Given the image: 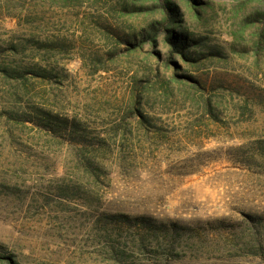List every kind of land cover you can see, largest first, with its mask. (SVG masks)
Masks as SVG:
<instances>
[{
  "label": "rangeland",
  "instance_id": "1",
  "mask_svg": "<svg viewBox=\"0 0 264 264\" xmlns=\"http://www.w3.org/2000/svg\"><path fill=\"white\" fill-rule=\"evenodd\" d=\"M173 1L200 43L189 62L163 34L130 51L165 19L153 0H0L1 257L264 264V0ZM36 66L53 78L24 74ZM35 107L86 140L15 120Z\"/></svg>",
  "mask_w": 264,
  "mask_h": 264
},
{
  "label": "trees",
  "instance_id": "2",
  "mask_svg": "<svg viewBox=\"0 0 264 264\" xmlns=\"http://www.w3.org/2000/svg\"><path fill=\"white\" fill-rule=\"evenodd\" d=\"M156 6L160 7L165 15V19L161 21H155L147 27L146 31H140L138 34L133 35V41H127L130 46V51H137L142 49L145 43L150 42L152 45L157 44V38L159 35L165 36V41L169 43L171 46V55L173 57H179L183 60L189 62L190 54L192 53L193 47H195L198 43L195 40L189 38L187 33L183 30V15L179 10L178 5L173 0H153ZM146 3H133L129 8L126 9L127 12L131 13H143L147 10ZM170 64L177 66V63L173 61V59L169 60ZM192 62H198V60L194 59ZM15 73V72H14ZM17 71L15 74H19ZM24 74H30L37 79L40 80H50L53 78L54 74L52 71L42 68V67H31L26 68ZM23 76V75H20ZM180 77V76H179ZM182 77V76H181ZM188 79L191 82H195V84L191 85L186 83L185 81H180L185 85L186 88L190 90L196 91L200 85V83L194 81L190 77H182ZM207 109L212 112L211 107L208 105ZM137 113H140V117L142 119L141 123H147V115L144 114L142 108L138 107ZM18 121L22 122H33L45 128L47 131L60 134L62 131L72 132L73 137L76 140L84 141L85 134L84 128L80 125L79 122L74 121V123L70 122L69 119H64L59 115L53 114L52 111H49L45 108L35 107L31 110V113L27 114L24 117H16ZM72 123V124H71ZM110 221L119 224L125 228H133L139 227L140 230H153L156 231L157 223L149 217H131L125 214H116L111 215L108 218ZM7 259V261H6ZM1 262H6L7 264H16L11 258L1 257Z\"/></svg>",
  "mask_w": 264,
  "mask_h": 264
}]
</instances>
